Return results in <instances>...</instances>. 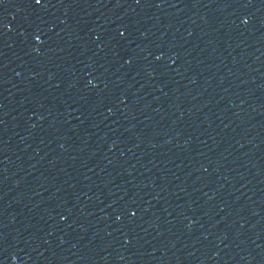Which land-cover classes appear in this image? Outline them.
<instances>
[{
    "label": "water",
    "instance_id": "obj_1",
    "mask_svg": "<svg viewBox=\"0 0 264 264\" xmlns=\"http://www.w3.org/2000/svg\"><path fill=\"white\" fill-rule=\"evenodd\" d=\"M0 264H264V0H0Z\"/></svg>",
    "mask_w": 264,
    "mask_h": 264
}]
</instances>
